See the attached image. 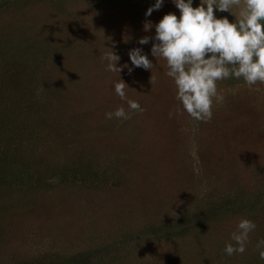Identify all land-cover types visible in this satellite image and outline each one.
<instances>
[{"label": "rangeland", "instance_id": "374dc122", "mask_svg": "<svg viewBox=\"0 0 264 264\" xmlns=\"http://www.w3.org/2000/svg\"><path fill=\"white\" fill-rule=\"evenodd\" d=\"M61 1L2 6L0 0V52L17 70V82L32 83L37 100L26 109L20 104L12 118L16 146L29 153L32 168L58 174L38 186L0 188V264L93 249L92 264H264L256 249L264 239V84L250 91L242 78L218 81L221 99L213 98L210 122L178 115L183 109L166 61L152 55L154 39L139 43L155 36L165 14L180 17L172 0L150 16L156 0H78L66 7ZM193 2L198 7L201 0ZM215 15L236 20L230 12ZM145 21L153 23L149 31ZM27 38L39 41L40 57L26 49ZM111 48L118 67H132L133 48L155 66L106 71L101 56ZM11 73L1 76L3 86ZM120 79L128 99L144 110L109 120L105 113L128 110L115 93ZM19 92H5L2 102ZM232 194L253 207L237 212L228 205L206 218L210 204ZM242 218L256 229L244 254L228 256L223 249L234 243L231 233Z\"/></svg>", "mask_w": 264, "mask_h": 264}, {"label": "clouds", "instance_id": "9594fccd", "mask_svg": "<svg viewBox=\"0 0 264 264\" xmlns=\"http://www.w3.org/2000/svg\"><path fill=\"white\" fill-rule=\"evenodd\" d=\"M180 10V17L169 12L154 25L155 36L141 37V45L154 43L151 53L157 61L163 59L167 64L165 73L176 89V100L183 111L193 120L210 122L213 117V98L218 96L217 82L226 79H243L248 89L254 90L257 83L264 84V0H201L198 7H193V0H172ZM164 0L156 2L147 9L146 16L159 10ZM206 5V7H205ZM215 10L230 12L236 17L230 22L225 16L217 18ZM153 28L151 21H145L144 31ZM132 67L127 64L118 67L120 56L113 49L101 56L107 61L106 71L121 73L128 67L129 74L134 67L145 70L154 68L153 62L141 48L129 52ZM150 83H156L152 75ZM128 85L120 79L114 84L115 93L126 101L128 110L117 108L105 113L106 119L128 120L136 112L144 109L136 100L128 99L125 89ZM173 115L169 113V117ZM256 229L254 221L242 218L231 233V241L226 244L223 253L228 256L244 254L249 242V235ZM260 260H264V239L256 244Z\"/></svg>", "mask_w": 264, "mask_h": 264}, {"label": "trees", "instance_id": "16d2710c", "mask_svg": "<svg viewBox=\"0 0 264 264\" xmlns=\"http://www.w3.org/2000/svg\"><path fill=\"white\" fill-rule=\"evenodd\" d=\"M5 1L7 0H4V2H2L1 4L2 6L8 5L6 4ZM8 1L15 2V0H8ZM39 1L40 3H43L42 2L43 0H39ZM69 1L76 3L78 0H62L61 4H63L66 7ZM21 2L23 5L29 2V0H21ZM193 6H194V2H193ZM24 42L26 43L24 46L26 47L27 50L30 51V54L35 53V56L37 58L40 57V55L37 54L36 51L37 52L40 51V53L42 51L39 49L40 44L36 38L35 40L33 39L31 40V38H27L26 40H24ZM44 44L45 43L43 41V45ZM47 44L50 43L48 42ZM45 48L43 50H45ZM98 51L99 49L93 51V57L98 55L99 53ZM0 70H3L5 72L4 74L1 75L4 78H6L5 76L6 73L12 72L11 73L12 75L7 74V76L9 75L8 78L12 80L11 84H7L3 86V84L6 83H3L1 81L0 87H2L3 90L5 89L6 90L5 92L11 91L12 88H18V90H20L18 97H16L13 100V102H11L12 100L5 101L7 102L6 105H3L5 104V102H2L3 99L5 98V92L0 94V188L3 189L10 188L12 186H17V185H28L26 188H29L30 186H34V185L38 186L39 184H43V183L45 184L46 182H48L47 178H49V176H56V175L58 176V174H56V172H52L53 170L48 167L43 172H41V170H36L32 168L33 164H31L32 162L31 156L29 155V153H26V151L24 153V150L22 151L20 150L21 149L20 147L16 146L17 143L15 142L14 134H13L15 131V126L13 127L12 118L16 116V111L19 109L20 104H21L20 108L24 106V109H26L30 104L32 106H35L34 103L37 101L36 98L31 99V97L34 96L33 95L34 87L31 82H28L27 84V80L17 82L18 76L15 73L17 72V70L15 69L13 73V70H11L10 67L7 65V59L5 58L3 52H0ZM28 79H29V74H28ZM22 95H25V97L26 95L27 96L30 95L29 99H24V103L21 102ZM11 104H14V106ZM18 131L16 132V134L20 133V130ZM73 168L75 169V167ZM73 171L77 172L79 171V169L77 168V170H73ZM61 176L68 178L67 174H61ZM222 199L223 201L221 202L220 201L213 202L212 204L209 205L211 210H208L206 212L207 219L213 218L214 215L220 212L223 213V211H228L226 210L228 205L234 207V210L237 212H240L242 210L244 204L246 205L250 204V206L253 207L251 201L247 197L243 199V198H239L238 196L234 197V194H232V195L224 196ZM246 201L247 203H245ZM128 236L125 235V237ZM101 250L105 251V248H102ZM97 252H98L97 250L93 249L83 254L79 253L70 256H60L57 254H43L35 257L32 260L23 262L21 264H92L93 261L91 257L94 255V253Z\"/></svg>", "mask_w": 264, "mask_h": 264}]
</instances>
